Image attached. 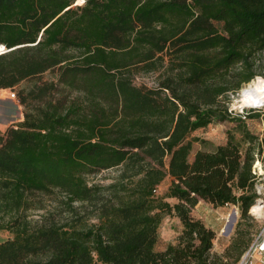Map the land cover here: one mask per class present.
Listing matches in <instances>:
<instances>
[{
    "label": "trees",
    "instance_id": "trees-1",
    "mask_svg": "<svg viewBox=\"0 0 264 264\" xmlns=\"http://www.w3.org/2000/svg\"><path fill=\"white\" fill-rule=\"evenodd\" d=\"M75 1L0 0V46L13 48L0 53V89L36 79L16 93L24 119L0 129V229L12 233L0 264H216V232L192 211L203 199L246 218L256 201L264 136L230 103L259 77L264 0ZM150 72L154 85L135 83ZM215 121L238 122L240 137L190 160L192 134ZM105 170L117 171L110 183L89 181ZM168 214L183 229L158 250Z\"/></svg>",
    "mask_w": 264,
    "mask_h": 264
},
{
    "label": "rangeland",
    "instance_id": "rangeland-1",
    "mask_svg": "<svg viewBox=\"0 0 264 264\" xmlns=\"http://www.w3.org/2000/svg\"><path fill=\"white\" fill-rule=\"evenodd\" d=\"M83 5L82 0H76L73 4L74 7ZM2 52V50H0ZM262 65L258 68L259 76L255 80H251L248 83L243 84V89H247L251 92L256 91L257 88L264 86V52L261 53ZM44 79H50L55 77V75L48 71L43 74ZM135 83L137 85L146 84L148 86L154 85L158 73H141L135 76ZM36 79H27L20 83L15 89H0V129L5 131L6 128L12 125H17L24 119L23 106L18 100V96L15 98L11 97V92L17 93L18 88L28 87L35 82ZM255 82L257 85L248 86V84ZM260 86V87H258ZM241 91L236 97L233 98L230 103V109L235 115H243L250 112L257 115L253 119H247L246 125L252 133L258 135L259 137L264 136V107H245L244 109L239 108V99L241 96ZM238 122L236 121H215L205 128L196 130L191 138H194L193 148L190 153V160L194 159L195 153L198 150H214L218 145L226 142L228 133H234L237 137H240V130L238 127ZM255 147H260L262 150V145L258 143L254 144ZM117 171L115 170H105L97 174L92 175L89 178L90 182L93 183H110L116 176ZM171 183V178H166L156 189V194L158 196H165L169 185ZM58 196H45L43 197L44 209L30 210L29 214L32 219H39L42 214L47 213L49 210H54L58 203ZM167 201L172 204L176 202L174 198H167ZM238 211L237 218L234 225L230 231H226L227 217L232 211ZM192 214L194 217L201 219L206 226L212 228L216 232V238L214 240L213 252L217 254L216 264H238L242 261L246 250L239 261L235 262V256L237 254L236 245H234L235 239L239 236V231H243L241 239H250L249 247L257 239L264 222L261 219H256L251 213L248 212V217L242 218L241 210L238 205L229 204L225 206L216 207L213 204L200 199L197 206L193 209ZM183 225L179 218L173 215H166L160 228H159V241L156 245V249L164 250L167 245L171 242H176L178 235L182 232ZM12 237V233L6 230L0 229V241H4ZM248 247V248H249Z\"/></svg>",
    "mask_w": 264,
    "mask_h": 264
},
{
    "label": "built area",
    "instance_id": "built-area-1",
    "mask_svg": "<svg viewBox=\"0 0 264 264\" xmlns=\"http://www.w3.org/2000/svg\"><path fill=\"white\" fill-rule=\"evenodd\" d=\"M3 51H5V49H3ZM11 97H16L14 91L11 92ZM243 118H246V116H243ZM252 172L255 175V191L257 197L255 203L250 208V213L256 219H261L264 222V151L260 152L257 150L255 152V161L252 167ZM254 206L259 207L258 211H253ZM256 254L261 256V260L264 263V225L257 239L251 244L242 261L238 264H248Z\"/></svg>",
    "mask_w": 264,
    "mask_h": 264
},
{
    "label": "bare ground",
    "instance_id": "bare-ground-1",
    "mask_svg": "<svg viewBox=\"0 0 264 264\" xmlns=\"http://www.w3.org/2000/svg\"><path fill=\"white\" fill-rule=\"evenodd\" d=\"M3 49L5 48L3 46H0V50H2V52H3ZM238 103H239L240 109H244L245 107H254V108L264 107V89L257 88L256 91H253V92L247 89H243L241 91V96H240ZM258 209H259L258 206H254L253 211L256 212L258 211ZM233 216H234V211H232L227 217L226 231H228V226H229V223L232 222Z\"/></svg>",
    "mask_w": 264,
    "mask_h": 264
},
{
    "label": "water",
    "instance_id": "water-1",
    "mask_svg": "<svg viewBox=\"0 0 264 264\" xmlns=\"http://www.w3.org/2000/svg\"><path fill=\"white\" fill-rule=\"evenodd\" d=\"M3 46H4V45H3ZM4 47H5V46H4ZM5 48H6V47H5ZM12 49H13V48H12ZM12 49H8V48H6L5 51H3V52H7V51L12 50ZM3 52H1V53H3ZM237 215H238V211L235 210V211H234L233 220H232L231 223H229L228 231H230V230L232 229V227H233V225H234V222H235V220H236V218H237Z\"/></svg>",
    "mask_w": 264,
    "mask_h": 264
},
{
    "label": "crops",
    "instance_id": "crops-1",
    "mask_svg": "<svg viewBox=\"0 0 264 264\" xmlns=\"http://www.w3.org/2000/svg\"><path fill=\"white\" fill-rule=\"evenodd\" d=\"M248 264H264L259 254L254 255L253 259Z\"/></svg>",
    "mask_w": 264,
    "mask_h": 264
}]
</instances>
